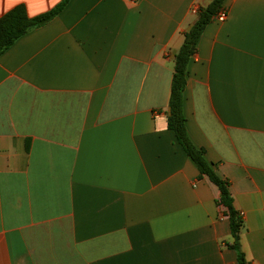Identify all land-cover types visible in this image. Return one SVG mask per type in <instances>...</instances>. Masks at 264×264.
Masks as SVG:
<instances>
[{"label":"crops","instance_id":"1","mask_svg":"<svg viewBox=\"0 0 264 264\" xmlns=\"http://www.w3.org/2000/svg\"><path fill=\"white\" fill-rule=\"evenodd\" d=\"M61 1L0 0V17ZM210 1L69 0L0 53V264H238L220 189L167 120L173 50ZM223 6L184 114L264 264V0Z\"/></svg>","mask_w":264,"mask_h":264},{"label":"trees","instance_id":"2","mask_svg":"<svg viewBox=\"0 0 264 264\" xmlns=\"http://www.w3.org/2000/svg\"><path fill=\"white\" fill-rule=\"evenodd\" d=\"M62 0L54 8L36 16H29L25 5H18L0 17V53L10 47L17 38L30 29L42 26L52 20L68 3ZM225 0H211L207 6L198 10L197 16L191 26L184 32V41L174 55V72L171 83L168 126L174 131L178 142L186 153L197 164L201 176L208 178L220 189L218 204L225 207L232 234V241L228 246L237 252L238 264H248L241 248V233L244 228V219L234 204L230 191V181L221 177L205 156V149L200 148L191 140L184 114V92L187 85L188 65L198 50V42L207 25L213 21L219 12L224 9Z\"/></svg>","mask_w":264,"mask_h":264},{"label":"built area","instance_id":"3","mask_svg":"<svg viewBox=\"0 0 264 264\" xmlns=\"http://www.w3.org/2000/svg\"><path fill=\"white\" fill-rule=\"evenodd\" d=\"M227 13V10L224 8L219 12V14L216 15L215 19L218 21H224L227 18Z\"/></svg>","mask_w":264,"mask_h":264},{"label":"water","instance_id":"4","mask_svg":"<svg viewBox=\"0 0 264 264\" xmlns=\"http://www.w3.org/2000/svg\"><path fill=\"white\" fill-rule=\"evenodd\" d=\"M175 53H176V50H173V57H174V55H175ZM168 113H170V109H168Z\"/></svg>","mask_w":264,"mask_h":264}]
</instances>
